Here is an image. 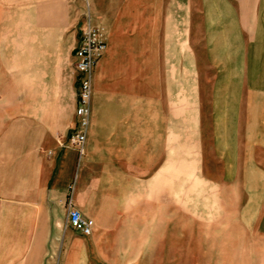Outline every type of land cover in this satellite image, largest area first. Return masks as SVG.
<instances>
[{
	"label": "crops",
	"instance_id": "1",
	"mask_svg": "<svg viewBox=\"0 0 264 264\" xmlns=\"http://www.w3.org/2000/svg\"><path fill=\"white\" fill-rule=\"evenodd\" d=\"M28 1L38 38L19 49L39 60L21 62L23 95L0 93V264H174L228 240L237 255L264 250V0H200L193 14L174 0ZM50 1L84 19L75 33L57 23L48 45ZM85 20L105 48L78 154L66 69ZM68 199L88 236L65 224ZM232 199L237 232H210Z\"/></svg>",
	"mask_w": 264,
	"mask_h": 264
},
{
	"label": "rangeland",
	"instance_id": "2",
	"mask_svg": "<svg viewBox=\"0 0 264 264\" xmlns=\"http://www.w3.org/2000/svg\"><path fill=\"white\" fill-rule=\"evenodd\" d=\"M28 0H0V93L10 90L11 92L16 91L20 95H23V89L27 88L28 82L24 80V73H28L27 68L28 65H24L21 62L26 59V57L30 54L32 61L39 60L38 50L32 49L22 50L19 49L21 44L29 43L28 39H31V43L33 44L34 37L37 36V29L34 27V19L29 17L27 12V6L29 5ZM177 9V3H183L184 8L187 11H191L193 14V9H199L198 5L200 0H174L171 2ZM180 7H182L180 5ZM182 10V9H181ZM48 13L53 15L52 18H48L49 20H54L55 23L54 29L48 27L47 35L43 37L41 40H47L48 45L58 37L59 33L57 27V23L67 22L66 28L71 31H76L78 25L80 24V20L84 19L83 15L79 14V23L76 26L74 23H71L70 13L65 18V14L60 17L58 12V8L54 1L48 2ZM29 24V25H28ZM182 29V27H181ZM53 30V31H50ZM70 31V32H71ZM68 32V34H70ZM177 35V34H176ZM67 36V35H66ZM76 39V36H75ZM37 40V39H35ZM68 39L65 37L64 42ZM70 50V49H69ZM50 51V50H48ZM24 55V56H23ZM53 66L48 65V74L52 76L54 73ZM73 69L70 65V61H68L67 69ZM61 72V71H60ZM11 74V76H9ZM31 74L37 78L40 74L38 71V65L31 64ZM51 78V77H49ZM48 78V81L50 79ZM23 97H19V100L22 101ZM69 131L66 132L64 136H68ZM58 146L61 148H66L64 143H58ZM246 196V194H241ZM240 195V196H241ZM257 195V194H256ZM245 199L242 197L238 201L239 207L245 204ZM235 200H227L223 202V206L220 205V217L218 220H222L219 222V225L212 227L210 225L209 231L214 232L218 231L221 234H231L237 232L235 226H233V220L235 216V212L241 211V208L234 209ZM234 206V207H232ZM253 211V208L250 210ZM197 220V217H192ZM246 218V217H245ZM213 224V223H211ZM216 228V229H214ZM195 232H198V227H194ZM205 231V230H204ZM198 242H196L197 244ZM241 244V242H237V244ZM201 246V252L199 254V248H191V256L188 257H179L175 258L174 264H264V250L262 248H250L247 250L244 249L248 255H237V249H235L234 242L228 240L224 241L223 244L227 245V247H223V249L215 251L214 242H204ZM217 254L215 255V253Z\"/></svg>",
	"mask_w": 264,
	"mask_h": 264
},
{
	"label": "built area",
	"instance_id": "3",
	"mask_svg": "<svg viewBox=\"0 0 264 264\" xmlns=\"http://www.w3.org/2000/svg\"><path fill=\"white\" fill-rule=\"evenodd\" d=\"M104 48V30L101 27L91 25L88 20H85L72 51V68L77 78L74 107V116L77 122L75 128L67 137V145L76 150L78 154L82 153L85 131L89 124L91 73ZM65 205V224L77 233L88 236L93 226L92 221L72 208L69 199L65 202Z\"/></svg>",
	"mask_w": 264,
	"mask_h": 264
}]
</instances>
